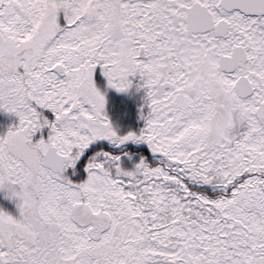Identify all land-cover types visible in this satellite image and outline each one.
<instances>
[{"label": "snow or ice", "instance_id": "obj_1", "mask_svg": "<svg viewBox=\"0 0 264 264\" xmlns=\"http://www.w3.org/2000/svg\"><path fill=\"white\" fill-rule=\"evenodd\" d=\"M0 110V264H264V0H0Z\"/></svg>", "mask_w": 264, "mask_h": 264}, {"label": "rangeland", "instance_id": "obj_2", "mask_svg": "<svg viewBox=\"0 0 264 264\" xmlns=\"http://www.w3.org/2000/svg\"><path fill=\"white\" fill-rule=\"evenodd\" d=\"M133 85L126 92H119L114 88H105L106 94V114L111 120L114 128H116L121 134H126L131 129L129 121L132 122V118L135 114L147 113V90L142 87V81L139 76L132 77ZM124 105V107L122 106ZM118 108V109H117ZM142 120V118H141ZM128 121V122H127ZM127 122V123H126ZM145 125L143 120L142 126ZM140 130V129H139ZM127 166H131L126 161ZM210 193H213L211 188H207Z\"/></svg>", "mask_w": 264, "mask_h": 264}, {"label": "flooded vegetation", "instance_id": "obj_3", "mask_svg": "<svg viewBox=\"0 0 264 264\" xmlns=\"http://www.w3.org/2000/svg\"><path fill=\"white\" fill-rule=\"evenodd\" d=\"M122 106L124 107V105ZM141 115L142 113H140L139 111V113L135 114L134 116V117H137L135 119L137 122V127H139L137 128V131L141 129L140 126H142L143 124V119L141 120ZM134 117L132 118V122L127 121L128 123H131L130 127L133 124ZM18 123H19L18 117H16L14 114H9V113L4 112L3 110H0V136L6 135L9 128L13 125H18ZM130 131H133V130H130ZM132 147L135 149V146H132ZM5 196H6V192L0 191V208L6 210L7 212L13 215L18 216L19 209L17 208V204L19 203V201L6 199Z\"/></svg>", "mask_w": 264, "mask_h": 264}, {"label": "trees", "instance_id": "obj_4", "mask_svg": "<svg viewBox=\"0 0 264 264\" xmlns=\"http://www.w3.org/2000/svg\"><path fill=\"white\" fill-rule=\"evenodd\" d=\"M137 117H134V120H133V124L131 125V129L133 130V131H137V128H139V127H137V122H136V119ZM208 191V194L209 195H213L214 193H210L209 192V190H207Z\"/></svg>", "mask_w": 264, "mask_h": 264}]
</instances>
